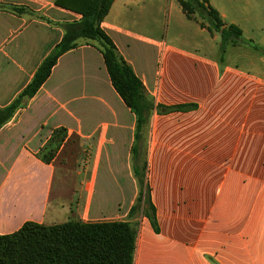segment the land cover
Masks as SVG:
<instances>
[{"label":"crops","instance_id":"0c3cea01","mask_svg":"<svg viewBox=\"0 0 264 264\" xmlns=\"http://www.w3.org/2000/svg\"><path fill=\"white\" fill-rule=\"evenodd\" d=\"M54 1L0 0V107L28 84L61 39L63 25L81 17ZM139 2L113 0L100 27L155 103L195 105L163 114L154 110L142 127L149 156L144 179L155 227L143 213V199L140 213L128 216L139 196L134 182L126 192L119 185L117 192L94 198L103 155L136 146V118L113 89L100 52L83 42L57 59L33 97L0 127V234L25 221H101L98 206L105 215L116 205L106 220L131 223L133 264H264V0H208L225 24L240 28L242 37L222 54L214 44L211 55L131 33L125 27L128 12ZM194 22L199 35L216 42L219 33ZM77 66L87 72L82 79L69 77L59 85L62 72ZM72 84H81L83 92L105 86L123 102L128 124L115 113L112 123L81 110L74 104ZM57 127L66 134L46 163L39 154ZM82 152L89 175L79 182ZM62 155L74 157L60 161ZM57 174L61 184L53 191ZM126 176L133 181V170ZM90 182L91 192L86 189Z\"/></svg>","mask_w":264,"mask_h":264},{"label":"trees","instance_id":"16d2710c","mask_svg":"<svg viewBox=\"0 0 264 264\" xmlns=\"http://www.w3.org/2000/svg\"><path fill=\"white\" fill-rule=\"evenodd\" d=\"M112 1H54L55 5L79 12L81 17L63 25L61 39L42 60L28 84L13 101L0 107V127L13 116L17 109L25 106L26 101L33 97L47 80L57 59L63 53L80 45L78 43L80 39L100 41V46L94 47L102 56L113 89L135 115L136 139L152 111L163 114L195 107L193 104L164 106L155 103L146 94L141 80L135 75L132 67L119 55L111 38L100 27ZM177 2L185 17L196 21L200 27L206 28L211 33H219L221 54L227 45L242 42L240 28L233 24H225L208 0H177ZM60 130L63 133H59ZM64 137L65 129L60 127L54 129L43 147L46 149L52 146L53 152H50L52 149L47 152L43 149L39 158L48 163ZM52 143L55 145H51ZM136 151V147L132 146L133 156ZM132 170L140 190L137 202L131 206L128 216L131 217L138 211L140 201L143 199V213L149 216L155 227V213L153 206L149 204L148 192L146 196H143L142 191L144 186L148 191V184H144L143 177L140 176V171L135 164ZM134 240L135 230L129 221L85 222L70 219L55 224L25 221L17 230L0 234V264H133Z\"/></svg>","mask_w":264,"mask_h":264},{"label":"rangeland","instance_id":"374dc122","mask_svg":"<svg viewBox=\"0 0 264 264\" xmlns=\"http://www.w3.org/2000/svg\"><path fill=\"white\" fill-rule=\"evenodd\" d=\"M178 5L179 3L177 2V0H174L173 2H171V0H142V2H139L138 5L136 4L130 7L128 13L131 19L127 21L125 27L129 29L131 33H133L134 35L148 36L157 40H164L166 43L187 49L189 51H193L195 53L211 55L214 52L213 51L214 44H216L217 46L216 50L218 51L219 43H220L219 36L217 35L216 42H212L204 39V36H208V35H206V33H204L203 36L199 35L197 31L196 23L190 19H187L181 12L180 7ZM83 42L91 46H96V47L100 46V41L97 39L95 40L80 39L78 41L79 44ZM146 59L149 60L150 57L148 56V58ZM77 63L79 64L80 61H78ZM62 73L65 75H62V77L60 78L59 85H61L63 82H66L69 77H73V76L75 77L74 80L77 79L76 81H80L82 79V74L87 72L82 71L80 69V66H77L74 67V70L71 71L64 70ZM71 88H72L71 89L72 97L77 98V100L75 99L76 101L74 102V104L75 105L78 104V106L82 105L81 110L83 109L84 111L91 113L93 118L106 119L107 121L113 123V119H114L113 117L116 114L117 117L119 118V121H121V124L125 122V124L127 125L128 124L127 122L130 121L131 117H129L130 115L126 107L124 106L123 102L120 101L118 97H113V95L111 94L113 97L112 98L106 92L105 86H102L101 88H99V90L98 87H95L94 92H90L89 89H87L88 92H83L85 89L81 84L79 85L72 84ZM109 90L110 92H113L111 87H109ZM99 96L102 99L101 101L100 99L97 100ZM93 101H94V105L91 104V102ZM60 128L65 129L64 127H60ZM109 130L113 131L114 130L113 126H111ZM127 131L128 130H126L125 132V137L126 139L129 140ZM59 133H63V131L60 130ZM65 134H66V129H65ZM126 144H128V141L125 142V145ZM135 144H136L135 147L137 149L135 156L132 155L131 148L128 149L127 146H125V148L121 147L117 150H114V152L111 149L112 153L114 154L110 155V157H106L105 155H103L99 164L97 178L94 187L95 199L97 200L99 198L101 199V196L104 192H106L108 195L117 192L119 185H121V187L122 186L125 187V192H126L127 186H129V183L131 182H134L133 184H135L138 190H140V186L137 182V178L134 176L132 181V178L130 180V178H127L126 176L128 174V171L132 169L133 164H135L137 169L140 171V176L143 177L144 184L148 183V181L147 180L145 181L144 179V169L148 166L149 163L148 162L149 156L147 152L148 143L147 140L143 138V133L140 134L139 137L136 139ZM51 145H55V143H52ZM51 149L52 151L50 152H53L52 146L44 149V152H47ZM73 157H70L69 155L67 156L62 155L59 158V160L60 161L61 160L65 161V159L72 160ZM86 157L87 156L85 155V153L82 152L77 159L78 160L77 180L79 182L83 176L86 175L87 177L89 175V173H87L88 175L84 173L85 166L87 165L88 167ZM68 175H69V179L73 178V173ZM60 184H61L60 174L59 175L57 174L53 181V191H57L58 188L60 187ZM68 184L69 182H66V185ZM92 187L93 186L90 182L88 183L86 189L91 192ZM82 188L85 189V187ZM83 189L79 188L78 191ZM142 191H143V196H146L147 189L145 188V186L142 187ZM127 197L128 194H125V198ZM93 207L95 209V206ZM110 207H111L110 214L101 215L102 214L101 205L98 206L97 213L99 214V219L101 221L106 220V218H109L112 215L111 214L112 210L114 209V207L116 208L117 206L115 205ZM138 208L139 209L136 212L137 214L140 213V204Z\"/></svg>","mask_w":264,"mask_h":264}]
</instances>
